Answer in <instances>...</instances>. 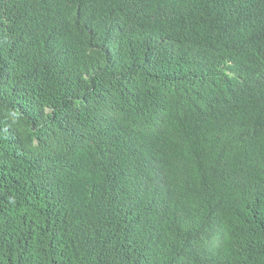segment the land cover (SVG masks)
Returning <instances> with one entry per match:
<instances>
[{"label": "trees", "instance_id": "1", "mask_svg": "<svg viewBox=\"0 0 264 264\" xmlns=\"http://www.w3.org/2000/svg\"><path fill=\"white\" fill-rule=\"evenodd\" d=\"M0 264H264V0H0Z\"/></svg>", "mask_w": 264, "mask_h": 264}]
</instances>
